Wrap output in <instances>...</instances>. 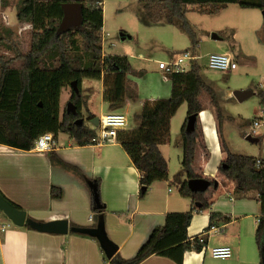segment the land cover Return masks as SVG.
Wrapping results in <instances>:
<instances>
[{"label": "trees", "instance_id": "trees-1", "mask_svg": "<svg viewBox=\"0 0 264 264\" xmlns=\"http://www.w3.org/2000/svg\"><path fill=\"white\" fill-rule=\"evenodd\" d=\"M2 0H0L1 4ZM81 3L82 20L62 30L64 3ZM151 22L167 21L180 24L191 36L193 47L198 45L195 31L186 20L188 7L211 6L217 12L228 4H238L242 8L264 9V0H140ZM104 0H22L17 18L32 26L31 47L26 52L15 45L16 56L6 59L0 56V142L22 149H31L40 135L52 132L54 135L67 133L80 145L91 143L95 130L76 121L83 118L84 97L82 81L84 78L103 80L104 100L110 110H117L127 99L136 100L138 92L128 82V75L142 76L144 70L135 71L127 55H104L101 31L104 26ZM2 38V37H1ZM19 63H16V62ZM172 83L171 96L165 99L146 100L140 113L135 115L139 125L133 129L119 132L118 141L129 153L134 165L141 171L140 197L144 198L151 184L168 178V162L160 146L171 139V120L184 103L188 105L187 115L197 114L195 129L187 132L185 122L181 130L183 146L182 171L187 179L181 184L180 192L192 199L194 205L187 212H169L163 225L154 227L147 241L136 255L130 259L116 253L112 259L104 257L112 264H139L148 257L164 255L183 263L184 253L188 250L201 251L206 241L196 238L191 241L188 227L194 213L208 210L211 200L207 194L210 187L217 185L215 177H206L199 169L197 157L200 150L209 156L200 124V112L207 106L212 110L217 122L218 136L224 158L219 172L235 184V191L243 194L257 191L261 200V217L255 233V240L264 261V158L238 154L228 146L223 132V113L215 88L203 78L200 67L179 73L169 74ZM77 81V93L72 82ZM71 87V96L65 107L61 104L62 92ZM209 99V104L204 98ZM76 105V111L69 109V103ZM96 116L90 114L89 120ZM188 118V117H187ZM55 165L71 171L88 185L99 180L88 179L82 170L62 160L55 152H50ZM206 178L210 186L205 190L193 191L189 179ZM2 194V192L0 191ZM15 207L19 205L9 200ZM51 195L60 198L63 191L52 186ZM200 204L197 205L196 203ZM97 208L93 199L92 209L95 219L104 214L105 205ZM1 210V209H0ZM24 210V209H22ZM28 218H31L28 216ZM230 216L212 213L207 228L219 221L229 222ZM30 227L29 225H25ZM75 226V225H73ZM76 233V232H74Z\"/></svg>", "mask_w": 264, "mask_h": 264}, {"label": "crops", "instance_id": "crops-1", "mask_svg": "<svg viewBox=\"0 0 264 264\" xmlns=\"http://www.w3.org/2000/svg\"><path fill=\"white\" fill-rule=\"evenodd\" d=\"M232 51L228 48L218 53H230L238 62L235 56L239 54ZM104 55L109 54L104 52ZM155 63L157 64L154 68L155 76L159 74L163 82L153 77L148 84L149 87L145 84L144 89L142 87L137 89L136 85L130 83L132 80H128L139 96L136 100L127 99L123 107L113 111L125 114L124 109L130 105L132 108L137 107V114L141 112L146 100L165 99L171 96L172 83L169 74L159 69L158 63ZM143 70L147 72L142 76L149 73L148 69ZM101 82V109H107L105 113H108L112 110L104 100L105 88L103 80ZM204 100L208 105L209 99ZM61 104L63 106L62 96ZM88 109L90 113L98 116L94 108L88 106ZM187 117L188 115L175 129L173 116L171 139L160 146L168 162V178L151 184L144 198L140 197L141 171L134 165L131 156L119 141L99 147L92 144L80 145L67 133L56 135L57 145L51 152L80 168L88 179L99 180V195L105 205L106 232L118 246L116 253L124 259L136 255L147 241L151 230L166 222L169 212H187L194 205L191 198L180 192L182 182L187 179L186 174L182 173L178 179L176 176L182 170L172 172L169 166L175 149L182 167L184 150L180 135ZM93 119L85 124L93 128L94 124L91 123ZM199 119L209 156L206 157L205 152L200 150L197 157L198 167L206 177H215L217 185L210 187L211 190L207 194L211 200L210 208L196 211L188 227L191 241L205 233L206 244L201 251H186L182 264H263V256L255 240L261 217L259 193L255 190L237 193L235 184L219 172L224 155L216 118L209 106L200 112ZM128 122L127 118L123 130L137 127H129ZM176 132L178 137H175ZM173 142L175 147L172 145ZM52 186L62 189V197H52ZM0 191L34 220L48 222L66 219L70 226L97 225L98 221L92 209L94 193L91 184L88 185L62 166L55 165L50 158V152H40L34 147L22 149L0 142ZM212 213L230 216L231 220L219 221L208 231ZM216 246H230L232 256L224 260L213 257L211 249ZM102 250L95 237L77 232L49 233L25 225L18 226L0 210V264H112L104 261ZM139 264L179 263L168 256L154 254Z\"/></svg>", "mask_w": 264, "mask_h": 264}, {"label": "rangeland", "instance_id": "rangeland-1", "mask_svg": "<svg viewBox=\"0 0 264 264\" xmlns=\"http://www.w3.org/2000/svg\"><path fill=\"white\" fill-rule=\"evenodd\" d=\"M21 2L2 0L0 4V56L6 59L16 56L15 45L21 52L31 47L32 26L17 18ZM103 8L102 30L107 33L102 36L103 52L127 55L135 71L143 68L149 71L142 77L130 73V83L136 85L137 89H144L145 84L149 87L153 77L161 82L159 74L155 76V62L171 61L174 55L186 49L193 50L200 58L190 64L200 67L203 78L217 93L224 116L222 132L228 146L235 153L264 157V16L260 8L247 9L238 4H228L214 12L211 6H189L186 20L197 36L198 45L195 48L191 36L180 24L151 22L140 0H104ZM123 35L126 37L123 38ZM228 48L239 54L235 56L238 68L231 72L210 68L208 55ZM101 89L100 79H83L81 94L85 100L83 118L86 124L91 114L88 106L94 108L99 117L107 112V109H101ZM237 90H244L242 98L235 95ZM70 96L71 87L68 86L62 94L63 107L69 102ZM136 110V106L132 108L129 105L123 111L129 127L139 125L135 117ZM186 116L187 103H184L174 115L175 129L185 121ZM255 121L260 125L255 126ZM250 134L260 138V141H250ZM178 136L176 132L175 137ZM172 145L175 147L174 142ZM169 166L172 172L182 170L175 149Z\"/></svg>", "mask_w": 264, "mask_h": 264}, {"label": "water", "instance_id": "water-1", "mask_svg": "<svg viewBox=\"0 0 264 264\" xmlns=\"http://www.w3.org/2000/svg\"><path fill=\"white\" fill-rule=\"evenodd\" d=\"M64 16L62 19L61 29L65 30L72 25H78L82 20V4L81 3H64ZM264 16V9L262 10ZM123 38L126 35L122 36ZM72 86L74 87L77 93L80 92L77 81L72 82ZM244 90L236 91L235 95L242 98ZM69 109L76 111V105L72 102L69 103ZM197 114H193L188 116L187 118V125L186 130L187 132H192L195 129L196 121H197ZM79 125L84 124V118H79L76 121ZM92 124L98 126L99 125V116H96L92 121ZM248 139L252 142L260 141V138L255 137L253 135H248ZM210 180L206 178H194L188 180V185L193 191L205 190L210 186ZM94 193V199L97 208H102V203L100 199V195L98 193L97 184L95 182L91 183ZM197 205L200 203L197 202ZM0 209L7 215V217L16 225L24 226L29 225L33 229L42 231V232H49V233H59V234H67L69 232H77L86 234L92 237H95L100 245L101 248L104 250L108 259H111L116 254L118 246L114 241H112L105 228V220L104 214L101 213L98 217V222L95 227L92 226H70L69 222L66 219L60 220H53V221H37L32 218H28L27 212L25 210L19 209L11 204L7 199L3 197L0 193ZM264 264V261H263Z\"/></svg>", "mask_w": 264, "mask_h": 264}, {"label": "built area", "instance_id": "built-area-1", "mask_svg": "<svg viewBox=\"0 0 264 264\" xmlns=\"http://www.w3.org/2000/svg\"><path fill=\"white\" fill-rule=\"evenodd\" d=\"M101 36L106 33L103 30L100 32ZM200 56L196 55L193 50L186 49L183 53L176 55L171 61H159L158 67L167 74L179 73L187 71L194 66L190 64L193 60L199 59ZM208 65L212 69L223 70L231 72L238 68V62L230 53L214 52L208 55ZM127 124V117L125 114L110 111L99 117V125L93 126L95 135L91 138L92 145L106 146L118 142L119 132L122 131ZM255 126H259V122L255 121ZM254 132L256 130L254 129ZM57 145L56 136L52 132H46L39 136L34 144V148L40 152H51ZM205 233L200 235V242H205ZM196 238L192 240L195 241ZM213 257L218 259H228L232 256V248L230 246H216L211 249ZM102 255L105 256L104 250Z\"/></svg>", "mask_w": 264, "mask_h": 264}]
</instances>
